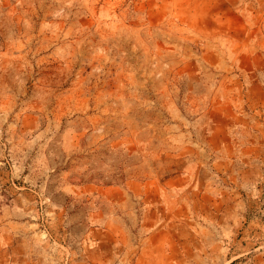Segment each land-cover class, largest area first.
<instances>
[{
	"label": "rangeland",
	"instance_id": "1",
	"mask_svg": "<svg viewBox=\"0 0 264 264\" xmlns=\"http://www.w3.org/2000/svg\"><path fill=\"white\" fill-rule=\"evenodd\" d=\"M0 264H264V0H0Z\"/></svg>",
	"mask_w": 264,
	"mask_h": 264
}]
</instances>
